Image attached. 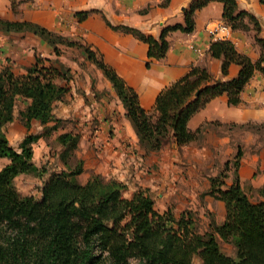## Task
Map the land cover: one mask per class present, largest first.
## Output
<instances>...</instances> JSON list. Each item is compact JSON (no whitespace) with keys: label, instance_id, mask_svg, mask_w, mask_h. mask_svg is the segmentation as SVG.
<instances>
[{"label":"trees","instance_id":"16d2710c","mask_svg":"<svg viewBox=\"0 0 264 264\" xmlns=\"http://www.w3.org/2000/svg\"><path fill=\"white\" fill-rule=\"evenodd\" d=\"M20 1L25 0H11L12 8ZM209 1L192 0L184 24L164 27L158 38L127 28L148 43L147 65L166 54L170 31L193 30L195 10ZM221 1L224 21L231 28L245 27L241 18L247 13L237 9L236 0ZM87 13L77 14L83 19ZM250 18L259 30L258 19ZM0 30L37 34L49 42L56 54L60 53L59 44L81 47L111 81L146 152L161 149L171 139L179 146L192 141L201 131V127L193 131L187 125L195 112L223 92L228 94L230 104H237L240 91L254 72L264 75L263 38L256 36L262 53L255 61L238 52L230 40L215 39L210 54L223 58V73L230 62L238 63L241 67L237 76L208 83V71L193 67L164 87L154 108L147 110L140 105L135 89L88 45L29 20L0 17ZM45 61L37 56L23 75H15L9 67L0 71V159H9L0 166V264H264V198L252 200L240 183L237 168L243 155L241 146L234 155L236 174L232 183L222 188L218 176L210 177V193L224 201L226 215L223 222H210L203 231L197 228L195 212L184 210L178 217L169 209L160 212L145 189L126 196L122 181L101 173H92L81 182L78 174L82 163L75 156L79 134L73 131L56 134L62 167L43 179L40 196L22 194L14 178L20 173L41 177L46 172L45 166L32 160L33 144L40 136L56 130L61 122L52 111L54 102L63 97L65 86L56 84L54 79L66 77L67 71ZM17 95L30 99L20 111L24 125L29 129L31 120L37 119L44 128L41 133L27 132L14 147L6 137L5 127L14 118ZM51 120L57 122L49 126ZM241 126L254 127L255 123ZM257 190L264 193V186ZM220 241L230 244L232 252L224 251Z\"/></svg>","mask_w":264,"mask_h":264},{"label":"crops","instance_id":"0c3cea01","mask_svg":"<svg viewBox=\"0 0 264 264\" xmlns=\"http://www.w3.org/2000/svg\"><path fill=\"white\" fill-rule=\"evenodd\" d=\"M191 2L25 0L13 9L11 0H0V17L33 21L69 40L88 45L97 57L113 67L135 89L140 105L152 110L159 92L193 67L208 71L211 76L208 83L237 76L241 67L238 63L230 62L227 72L223 73V58L210 54V45L215 39L230 40L238 52L253 61L262 53L256 36L264 39V2L236 0L237 9L247 13L241 18L245 27L229 26L228 31H219L212 36L208 28L224 21V3L210 0L195 10L193 30L170 31L167 34L169 47L166 54L162 58L152 59L147 65L148 43L127 28L158 38L164 27L184 24L185 12ZM79 11L88 13L80 19ZM250 16L258 19L259 30L254 27ZM58 46H63L62 54H55L48 41L32 32L0 30V71L9 67L15 75H23L37 56L45 58L46 64L59 69L62 66L67 71L66 77L54 79L56 84L65 86V92L61 99L54 102L52 112L65 126L61 127V131L79 134L75 152L83 169L78 179L85 182L92 173H101L122 181L125 184L124 194L128 193V196L138 189H145L153 197L154 207V194L161 199L177 198L187 203L193 202L200 193L199 189H207L205 196L208 200L204 210L211 213L216 223L223 222L225 203L210 193L209 177L215 173L205 172L212 165L214 156L230 160L238 146L242 147L243 154H247L244 144L253 132L241 124L252 122L264 125V75L260 71L254 72L240 91L237 104H230L228 94L223 92L195 112L187 125L193 131L201 127V131L192 141L179 146L171 139L161 149L146 152L139 144L122 101L102 70L81 47ZM29 102V98L17 95L14 118L8 123L12 133H17L19 141L27 132H43L44 125L37 119L31 120L29 129L20 119V111ZM18 103L20 109H17ZM56 122L51 120L47 124L50 126ZM61 122L52 131L56 132ZM33 126L36 127L34 131L31 130ZM43 136L35 143L44 142ZM34 144L32 160L38 165L34 158ZM250 153V159L244 155L240 158L237 174L242 185L246 179H250L252 187L259 188L264 186V171L257 178L253 177L259 153ZM1 159L9 161L7 157ZM22 174L17 175L14 182ZM169 188L172 190L169 191Z\"/></svg>","mask_w":264,"mask_h":264},{"label":"rangeland","instance_id":"374dc122","mask_svg":"<svg viewBox=\"0 0 264 264\" xmlns=\"http://www.w3.org/2000/svg\"><path fill=\"white\" fill-rule=\"evenodd\" d=\"M59 45L62 46L63 44H59ZM61 48L59 54H62L64 52L61 50ZM60 67L61 69L64 70L62 66ZM19 106L20 104L18 103L17 109H20ZM59 126L60 127L56 132L52 131L51 132L52 134L43 136L45 143L43 141H39L34 144L35 162L38 164V166L41 165L45 166L46 172L41 177L33 173H23L22 175L18 176L15 179V185L22 194H32L35 197H39L43 179L46 178L51 171L59 170L62 167L61 161L59 160L57 155L60 149V145L56 141L55 136L58 133V131L62 130L61 127L64 125L61 122ZM35 129L36 127L34 126L33 128H31L32 131H34ZM247 129L252 131L253 135L248 137L246 144H244V150L246 151L247 154H243V155L245 156V158L250 159V157H252V154L251 153L248 154L249 152L253 153L257 151L259 153L257 155L258 156L257 167L253 175L254 178H257V175L262 173V171H264V125L257 123L255 124L254 127L251 126ZM5 134L6 137L11 141V144L14 147H17L19 143V140H17L18 137H16L17 133L15 135L12 133L10 124H8L5 127ZM75 156L76 157L78 156L76 152H75ZM227 161L228 164L226 166L225 164ZM4 162H6V159H1L0 166H2ZM212 162H213L212 165L208 166L209 168L206 170L205 173L206 174H212V172L215 173L214 176H218L217 182L220 183V186L222 188H225L227 185H229L232 182L236 174L235 172L236 167L234 165V156H231L230 160L228 159L225 160L223 156H214ZM251 184L252 183L250 179H246V181H244V187L247 190L248 194L250 195L251 199L255 201L259 199H263L264 193H261L259 190H257L258 188L252 187ZM200 187L202 186L200 185ZM171 190L172 189L169 188V191ZM199 192L200 193H197L195 199L192 200L189 198V200H192L193 202H187V203L181 202L180 200H177V198L174 199V198L164 197V199H161L160 197L157 196V194H154L156 196L155 208L160 212L169 209L173 212V214L176 217H178L180 213L184 210H191L192 212L196 213L193 218L196 221L197 228L203 231L205 228L208 229L207 227H209L208 224L210 222L211 223H216V222L212 218L211 213L208 212L206 209L204 210V204L208 200V198H206L205 196L207 193V189H203V190L199 189ZM128 195L129 194L127 193L126 196ZM220 244L224 251L229 253L232 252V246L230 244L225 243L223 241H220ZM135 261L136 260H132L133 263H135ZM195 261L199 262V259L196 257Z\"/></svg>","mask_w":264,"mask_h":264},{"label":"built area","instance_id":"2783aa9c","mask_svg":"<svg viewBox=\"0 0 264 264\" xmlns=\"http://www.w3.org/2000/svg\"><path fill=\"white\" fill-rule=\"evenodd\" d=\"M208 29L212 36H215L219 31H228L229 25L225 21H222L209 27Z\"/></svg>","mask_w":264,"mask_h":264},{"label":"water","instance_id":"95a60500","mask_svg":"<svg viewBox=\"0 0 264 264\" xmlns=\"http://www.w3.org/2000/svg\"><path fill=\"white\" fill-rule=\"evenodd\" d=\"M198 92H199V91L197 90V91L195 92V95H197V94H198Z\"/></svg>","mask_w":264,"mask_h":264}]
</instances>
